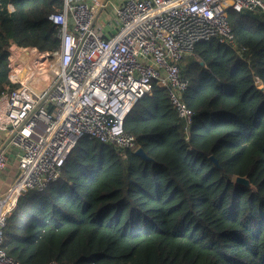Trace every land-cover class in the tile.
Here are the masks:
<instances>
[{"label":"trees","instance_id":"obj_1","mask_svg":"<svg viewBox=\"0 0 264 264\" xmlns=\"http://www.w3.org/2000/svg\"><path fill=\"white\" fill-rule=\"evenodd\" d=\"M63 3L0 0V96L12 88L6 39L58 48L49 14ZM229 20L245 56L213 37L182 59L190 80L183 99L194 110L188 137L168 89L154 83L124 120L149 158L83 136L61 176L20 196L9 213L3 241L11 257L23 264H264V89L255 83L258 75L264 83V18L231 9Z\"/></svg>","mask_w":264,"mask_h":264},{"label":"built area","instance_id":"obj_2","mask_svg":"<svg viewBox=\"0 0 264 264\" xmlns=\"http://www.w3.org/2000/svg\"><path fill=\"white\" fill-rule=\"evenodd\" d=\"M7 9H15L13 2ZM231 9L264 18V0H64L49 14L58 48L6 39L12 88L0 96V170L11 149L19 171L0 195V264H23L4 246L9 213L20 196L61 176L79 139L91 135L138 149L124 120L154 83L168 89L188 137L194 110L183 99L190 80L182 74V59L198 41L213 37L245 56ZM255 83L264 89L259 75Z\"/></svg>","mask_w":264,"mask_h":264},{"label":"crops","instance_id":"obj_3","mask_svg":"<svg viewBox=\"0 0 264 264\" xmlns=\"http://www.w3.org/2000/svg\"><path fill=\"white\" fill-rule=\"evenodd\" d=\"M8 153V166L5 169L0 170V195L11 186V183L14 181V178L19 171L18 156L15 154L16 151L9 149Z\"/></svg>","mask_w":264,"mask_h":264},{"label":"water","instance_id":"obj_4","mask_svg":"<svg viewBox=\"0 0 264 264\" xmlns=\"http://www.w3.org/2000/svg\"><path fill=\"white\" fill-rule=\"evenodd\" d=\"M136 153L139 154L140 156H142L143 158H149V155L147 154V152H145L143 147H138V149L136 150ZM213 160H215L218 163V160H216V158L214 156H212ZM237 181L240 183H244V184H249V180L248 178L245 177H241V176H237Z\"/></svg>","mask_w":264,"mask_h":264},{"label":"rangeland","instance_id":"obj_5","mask_svg":"<svg viewBox=\"0 0 264 264\" xmlns=\"http://www.w3.org/2000/svg\"><path fill=\"white\" fill-rule=\"evenodd\" d=\"M189 57H190V56H188V58H189ZM188 58H187V59H188ZM237 182H238V181H237Z\"/></svg>","mask_w":264,"mask_h":264}]
</instances>
